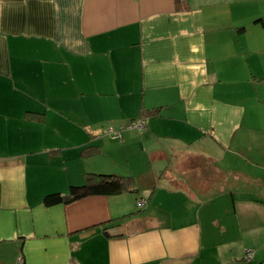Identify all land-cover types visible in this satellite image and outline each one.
<instances>
[{
  "label": "crops",
  "instance_id": "obj_1",
  "mask_svg": "<svg viewBox=\"0 0 264 264\" xmlns=\"http://www.w3.org/2000/svg\"><path fill=\"white\" fill-rule=\"evenodd\" d=\"M0 264H264V0H0Z\"/></svg>",
  "mask_w": 264,
  "mask_h": 264
},
{
  "label": "trees",
  "instance_id": "obj_2",
  "mask_svg": "<svg viewBox=\"0 0 264 264\" xmlns=\"http://www.w3.org/2000/svg\"><path fill=\"white\" fill-rule=\"evenodd\" d=\"M157 110L158 107L155 109L143 110L141 111L139 119L144 120V117L148 114L156 115ZM27 114L32 118L35 117L34 112L33 113L27 112ZM120 137H121V133H120ZM120 137H114V138H120ZM98 149L99 147L94 145L85 146L82 148L83 151L86 150V153H94L98 151ZM127 191L133 193H136L138 191L136 179L132 175L88 172L85 174V179L82 184L70 185L65 193H61V192L48 193L44 195L42 202L45 206H52L56 204H67L89 195H114ZM141 198L142 197H138L137 201ZM143 207H138L139 208L138 211H141L142 210L141 208Z\"/></svg>",
  "mask_w": 264,
  "mask_h": 264
},
{
  "label": "rangeland",
  "instance_id": "obj_3",
  "mask_svg": "<svg viewBox=\"0 0 264 264\" xmlns=\"http://www.w3.org/2000/svg\"><path fill=\"white\" fill-rule=\"evenodd\" d=\"M64 104L65 105H67V107L68 108H70L71 107V99L70 98H65V101H64ZM67 115V117L71 120V121H73L74 119H75V116H74V114H66ZM71 124V123H70ZM110 127V125H105L102 129H101V131L103 132V134H105L104 133V130H106L107 128H109ZM69 128H72V125H70V127ZM133 129H136V128H134V127H132ZM119 129V128H118ZM117 129H115V131H116ZM105 135H107V136H109V137H111V135H109V134H105ZM111 138H113V139H116V143L118 142V141H120V139L119 138H114V137H111ZM182 148L183 149H178V150H176V152L177 153H179V151H185L184 150V147L182 146ZM186 151H188V150H186ZM185 151V152H186ZM191 151L192 152H197L195 149H191ZM199 153V152H198ZM201 154V153H200ZM131 155V158L134 160V161H136V162H138V160H140V162H141V160H142V162H141V164H143L144 166H145V164L149 161L148 159H149V156H148V154H141V152L139 151V149H138V152H136V153H131L130 154ZM130 163L132 164V161H130ZM226 164V163H225ZM148 170H151V167L150 166H145ZM165 167H166V163H164V165L163 166H161L160 168H158V170H156L157 171V173H160V171H164L165 170ZM227 166H225V168H226ZM145 168V169H146ZM91 170H101V171H91V172H100V173H109V172H102V171H106L105 170V168L104 167H100V168H91ZM168 171H170V170H168L167 169V172ZM157 178H158V176H157ZM157 178H156V180H157ZM163 179H165L164 177L163 178H161V180L163 181ZM154 181V182H152L153 184H156V183H158L157 181ZM159 182V183H161V184H165V185H167L166 183H164V182ZM146 185H149V183H145L144 184V186L143 187H145ZM146 188H148V187H146ZM247 253V252H246ZM246 259V258H245ZM247 260V259H246Z\"/></svg>",
  "mask_w": 264,
  "mask_h": 264
},
{
  "label": "built area",
  "instance_id": "obj_4",
  "mask_svg": "<svg viewBox=\"0 0 264 264\" xmlns=\"http://www.w3.org/2000/svg\"><path fill=\"white\" fill-rule=\"evenodd\" d=\"M145 124H144V120L143 119H137V120H133L131 121V123L129 124V127H134V128H139V129H142L144 128ZM104 133L105 134H109L111 135L112 137H120V131H114L110 128H107L106 130H104ZM145 199L141 198L137 201V206L138 207H143L144 204H145ZM253 257V253L250 252V251H247L246 255H245V258L247 260H250L251 258Z\"/></svg>",
  "mask_w": 264,
  "mask_h": 264
}]
</instances>
